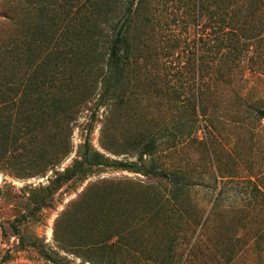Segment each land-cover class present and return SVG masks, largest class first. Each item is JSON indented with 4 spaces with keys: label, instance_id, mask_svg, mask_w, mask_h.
Instances as JSON below:
<instances>
[{
    "label": "rangeland",
    "instance_id": "1",
    "mask_svg": "<svg viewBox=\"0 0 264 264\" xmlns=\"http://www.w3.org/2000/svg\"><path fill=\"white\" fill-rule=\"evenodd\" d=\"M26 7L27 0H0V12L14 18H0V70H10L0 72V103H7L1 117L4 125L11 118L12 133L20 127L19 118L32 126L42 122L39 99L45 106L50 102L40 91L52 86L46 83L37 92L26 88L17 65L6 61L25 58L26 52L28 60L37 62H25L29 68L48 75L57 71L67 80L70 74L64 70L83 67L72 64L79 47L69 25H91L83 8L82 21L73 12L67 15L49 49L44 43L31 46L24 25L32 26L35 18ZM237 7L224 21L223 11L207 13L213 18L198 27L194 3L154 2L148 7L149 21L141 19V37L132 39L139 61L129 104L97 106L101 84L93 88L95 72L82 74L88 82L75 89L80 105L71 124L70 155L46 171L42 153L31 149L11 148L0 158V264H91L83 248L74 250L81 225L83 241L104 240L107 247L101 252L111 255L109 264H264V119L257 117L264 109V38H254L259 30L248 33L254 29L246 23L248 4ZM201 27L207 31L202 40ZM59 87L65 98L67 87ZM202 96L210 110L220 113L213 127L202 115L198 120ZM146 129L165 139L177 136L144 160L148 165L155 160L170 176L181 175L190 184L186 191L177 193L170 180L145 169L100 167L86 180L58 182L88 136L109 163H139L141 149L128 147L123 138ZM66 228L70 244L62 247Z\"/></svg>",
    "mask_w": 264,
    "mask_h": 264
},
{
    "label": "trees",
    "instance_id": "2",
    "mask_svg": "<svg viewBox=\"0 0 264 264\" xmlns=\"http://www.w3.org/2000/svg\"><path fill=\"white\" fill-rule=\"evenodd\" d=\"M158 1L161 0H62V2L61 0H27L28 7H26L25 11L30 15V19H33L32 17L35 18V23L32 26L24 25L30 38V45L32 43L34 46L39 45L41 47V43H44L46 44V48L49 49L55 41V34L62 28L67 15L73 12L74 18L82 21L79 16L83 8L85 9L84 20L91 25L86 27L84 21H82L83 24L81 26L76 22L69 25L71 28L67 31L70 34V38L79 47L76 53L78 56L72 64H75L76 68L83 67L78 71L64 70L70 74L67 80L60 78L57 71L48 75L49 71L47 70H32L33 67L29 68L25 62L29 65L37 64V62L28 60L25 55L26 52L24 53L26 59L19 57L13 59L11 63L6 61V65L7 63L9 65H17L19 69L17 71L24 77L27 83L26 88L34 87V91L37 92L40 91L38 88L46 83H50L52 88L49 91H40V95L43 93V95L48 97V101L50 102L46 103L45 106L43 99L41 97L39 99L41 103L40 109L47 116V119H44V115L41 114L40 120L42 122L38 124L36 121L34 122V126H32V122H30L31 124H26L19 118L18 124L20 127L15 133H12L10 130L12 128L11 118H8L7 125L3 124L5 118L1 116L6 112L5 105L7 103H0V158H6L11 148H24L27 152L28 150H33L42 153L41 155L45 160L42 166L44 171L53 169L61 164L72 152L71 136L73 129L71 124L77 120L76 117L79 110L75 108L80 105L77 96H75L76 86H80L79 84H82L83 81L88 82L87 76L92 75L94 72L97 77L93 81V88H97L101 84V94L97 106H127L129 104L131 81L135 77V69L139 61L138 51H135L132 39L141 37L143 29L141 19L143 17L144 21H149L147 12H149V8L153 3H158ZM180 1L195 4V7L198 9L196 17L198 27L207 22L209 18H213V15H207V13L212 14L213 11H223L222 20L224 21L225 17L230 15V13L235 14V6L240 8L242 5L248 4L249 16L246 18V23L247 26L249 25L248 29H251V26L254 29L247 31L253 34L255 30H259L254 33V38H264L262 33L264 31V25L262 24L264 21V0ZM250 15H253L252 19L249 18ZM0 18L9 21L14 20L13 16L6 11L0 12ZM206 32V29L203 27L199 28L200 40L205 38ZM18 46L22 48L21 44H18ZM4 47L6 46L3 45L2 50L6 54L8 51ZM19 47L17 48L18 54H23V48L20 49ZM81 47H86V52H83ZM200 49H198V63L202 59V56L199 54ZM0 63L2 64V60ZM4 71L10 70H0V72ZM82 74H86L87 76H83ZM3 76L6 80H9L7 73ZM0 80H2V77H0ZM59 84L63 86L65 84L67 87L68 95H65V98L61 97L63 95L60 91L64 89L60 88ZM56 88L58 92L55 91ZM203 96L198 100V108L200 109L198 120L199 116L202 115L206 119V122L213 127V122L220 113L215 108L210 110L209 104L211 103H207ZM239 100L241 104H245L243 100ZM81 102L84 103L85 100L83 99ZM66 104L71 105V108H67ZM97 106L96 108H99ZM257 117L264 119V109L257 111ZM21 134L24 135L20 138L19 135ZM125 136L123 140L128 147L141 149L139 163H109L103 154L91 147V141L88 136L74 165L67 168L57 178L58 182L83 181L93 175L97 168L113 167L118 170L134 173H141L145 169L150 174L160 175L164 179L170 180L173 187L176 188L177 193L186 191L190 187V184L181 175L171 174L172 176H170L163 168L158 166L159 164L155 160L150 165L144 160L145 157L153 159L159 151L167 147L170 141L175 140L177 136L172 135L165 139L162 136L153 134L148 129ZM17 145L18 147H16ZM253 191L259 190L258 188H254ZM85 222L86 220L82 224ZM92 225L95 226V224ZM84 233L85 227L81 225L79 229V241L74 246L75 252L79 248H83L87 252L86 257L91 264H109L110 261H113L111 255L107 256L101 252L107 247L104 244V240L102 242H85L83 241ZM68 234L69 230L66 228L61 236V241H59L60 246L64 247L63 245L67 246L70 244ZM260 237L261 234L258 239ZM110 248L115 249L116 246H110ZM122 264L130 263H127L126 260Z\"/></svg>",
    "mask_w": 264,
    "mask_h": 264
}]
</instances>
